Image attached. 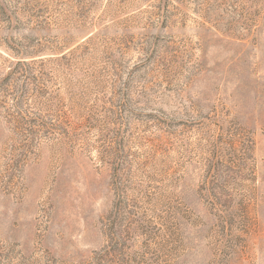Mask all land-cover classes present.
<instances>
[{
	"label": "rangeland",
	"instance_id": "374dc122",
	"mask_svg": "<svg viewBox=\"0 0 264 264\" xmlns=\"http://www.w3.org/2000/svg\"><path fill=\"white\" fill-rule=\"evenodd\" d=\"M0 264H264V0H0Z\"/></svg>",
	"mask_w": 264,
	"mask_h": 264
}]
</instances>
